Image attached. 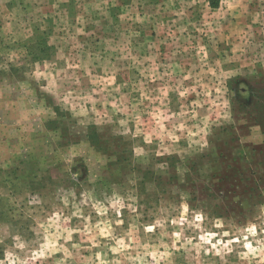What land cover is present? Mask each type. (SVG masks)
Here are the masks:
<instances>
[{"label":"rangeland","instance_id":"obj_1","mask_svg":"<svg viewBox=\"0 0 264 264\" xmlns=\"http://www.w3.org/2000/svg\"><path fill=\"white\" fill-rule=\"evenodd\" d=\"M0 264H264V0H0Z\"/></svg>","mask_w":264,"mask_h":264},{"label":"trees","instance_id":"obj_2","mask_svg":"<svg viewBox=\"0 0 264 264\" xmlns=\"http://www.w3.org/2000/svg\"><path fill=\"white\" fill-rule=\"evenodd\" d=\"M42 36H43V34H42ZM40 41H42V40H40ZM44 49H45V46H44Z\"/></svg>","mask_w":264,"mask_h":264}]
</instances>
